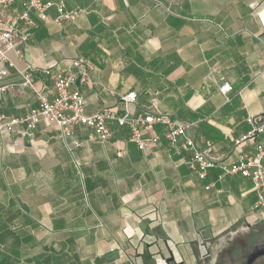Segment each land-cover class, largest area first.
Here are the masks:
<instances>
[{
  "label": "crops",
  "instance_id": "1",
  "mask_svg": "<svg viewBox=\"0 0 264 264\" xmlns=\"http://www.w3.org/2000/svg\"><path fill=\"white\" fill-rule=\"evenodd\" d=\"M63 2L77 16L58 20L49 8L21 55L8 53L13 65L0 85L19 83L29 64L51 97L41 68L86 71L70 87L81 91L86 114L102 106L122 113L121 97L134 92L131 113L155 101L228 161L252 152L233 138L249 129L248 114L264 112V0ZM19 11L16 0L7 13ZM35 105L33 90L15 85L0 97V123ZM107 123L104 141L77 125V147L44 119L33 130L0 128V264H167L170 253L178 264H211L232 236L264 230L250 178L214 168L199 178L164 137L139 150L127 127ZM164 131L155 123L147 135Z\"/></svg>",
  "mask_w": 264,
  "mask_h": 264
},
{
  "label": "built area",
  "instance_id": "2",
  "mask_svg": "<svg viewBox=\"0 0 264 264\" xmlns=\"http://www.w3.org/2000/svg\"><path fill=\"white\" fill-rule=\"evenodd\" d=\"M16 0H0V80L9 74L8 67L13 62L8 57L10 51L15 55H21V46L30 35V30L38 25L39 21L47 19V10L54 7L58 20H71L77 16L80 10H66L63 0H18L20 11L12 16L7 13L9 7ZM78 60H73L72 65L77 66ZM34 69L31 65L19 71L20 82L0 85V97L15 85L28 87L33 90L36 105L23 117H10L5 123H0V128L12 130L15 126L26 123L29 130H33L40 119L46 120L56 127L62 139H72V144L77 147L81 141L74 136L77 125L90 128L101 140H107L111 136L108 121H114L118 126H125L129 131L131 142L139 150H144L150 144L156 143L164 137L170 147L177 152L186 153L185 160L188 168L195 172L199 178H203L209 168L218 169L220 175H240L250 178L253 189L257 194L255 207H264V112L260 114H248L246 122L249 129L233 138L234 147L249 144L253 147L250 153H241L235 159L227 160L221 154L214 152L210 140H203L201 145L196 140L186 135V130L191 123L173 119L169 114L161 112L155 101L141 112L134 114L128 109V104L135 101V93L130 92L121 97L123 111L119 113L108 106H102L92 114L84 112L85 99L81 91L70 87L77 81H84L86 71L78 75L71 68H62L53 72L50 67L41 68L44 76L53 81L52 96L47 94V85L44 81L37 83L33 76ZM222 94L230 90V84L223 82L219 85ZM4 116L0 115V121ZM160 123L165 131L162 134L147 135L153 124ZM197 250L200 259L207 257L204 243L197 239ZM211 264H215L211 262Z\"/></svg>",
  "mask_w": 264,
  "mask_h": 264
},
{
  "label": "flooded vegetation",
  "instance_id": "3",
  "mask_svg": "<svg viewBox=\"0 0 264 264\" xmlns=\"http://www.w3.org/2000/svg\"><path fill=\"white\" fill-rule=\"evenodd\" d=\"M251 236L236 234L226 241L223 246L219 260L215 264H264V254L259 255L251 263H247V256L254 245L264 243V230H257V241L251 243Z\"/></svg>",
  "mask_w": 264,
  "mask_h": 264
},
{
  "label": "water",
  "instance_id": "4",
  "mask_svg": "<svg viewBox=\"0 0 264 264\" xmlns=\"http://www.w3.org/2000/svg\"><path fill=\"white\" fill-rule=\"evenodd\" d=\"M264 254V243L262 244H256L254 245L252 251L247 256V263H251L254 261L259 255ZM167 264H170L171 262L178 264L175 262L174 257L172 253L169 254L167 258L164 259Z\"/></svg>",
  "mask_w": 264,
  "mask_h": 264
},
{
  "label": "rangeland",
  "instance_id": "5",
  "mask_svg": "<svg viewBox=\"0 0 264 264\" xmlns=\"http://www.w3.org/2000/svg\"><path fill=\"white\" fill-rule=\"evenodd\" d=\"M254 240L256 241V240H257V238H256V239H254V238H253V241H254ZM253 241H252V240H250V242H253Z\"/></svg>",
  "mask_w": 264,
  "mask_h": 264
}]
</instances>
